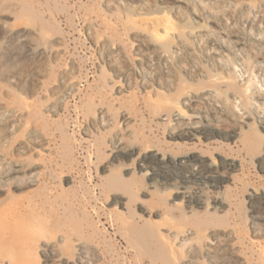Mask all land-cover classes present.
Returning a JSON list of instances; mask_svg holds the SVG:
<instances>
[{"label":"rangeland","instance_id":"rangeland-1","mask_svg":"<svg viewBox=\"0 0 264 264\" xmlns=\"http://www.w3.org/2000/svg\"><path fill=\"white\" fill-rule=\"evenodd\" d=\"M107 1L0 0V264H79L80 244L99 264H264V195L253 194L264 188L255 121L264 116V0ZM164 12L176 19L173 37L155 36L152 16ZM40 31L55 35L44 52L28 44ZM214 74L233 77L244 96L235 100ZM186 91L213 124L207 131L228 137L169 136L175 122L157 116ZM240 126L245 138L235 139ZM120 141L197 151L173 178L199 167L195 181L228 185V205H173L142 168L124 170L128 153L113 159ZM219 154L238 160L234 183L217 177L227 170ZM147 227L174 239L175 254L145 239Z\"/></svg>","mask_w":264,"mask_h":264},{"label":"bare ground","instance_id":"bare-ground-1","mask_svg":"<svg viewBox=\"0 0 264 264\" xmlns=\"http://www.w3.org/2000/svg\"><path fill=\"white\" fill-rule=\"evenodd\" d=\"M107 3L111 5L112 0L107 1ZM17 4L20 5V3L17 2L14 3L15 9L20 8V6H18ZM140 17H141L140 15L128 16V18L133 22L139 19ZM152 18L156 22V27L154 31L155 36L160 35L162 37H173L177 34L176 19H174L173 14L169 12H164V13L154 14ZM183 31H185L186 33L187 32L192 33L193 29L190 27H186ZM15 32L16 30L13 28H9L7 30L8 34H14ZM52 36L51 35L48 36L43 31H40L37 33V36L34 40L28 42L29 47H31V49L37 52L47 51L52 46L53 38H55V35L53 37ZM232 36L233 38L236 39L237 43L242 42V41L240 42L241 37L239 34L235 33ZM222 45L223 47L225 46L224 44ZM212 80L215 82L219 81V83L221 82L222 87L228 89L229 93H231L235 97V100L236 97L238 98L240 94L243 95L244 88L240 89L239 84H237L234 78L231 76H222L221 74L220 75L214 74L212 76ZM114 83L119 84L120 82L115 80ZM208 92L211 94H215L218 91L215 88L211 87L208 89ZM261 98L264 99V97ZM195 102H198V99L194 95H192L191 91H186L182 96H178L177 98L167 102L168 108L162 111L160 114H158L157 118L162 119L166 122L167 121L175 122L176 126L174 129L169 131V136L174 140H184L187 138V139L195 140L197 143H202L203 138L215 139L218 137L219 138L228 137L227 134L223 133L224 131H221L217 127H215L211 132L207 131V129L211 127L213 124L210 122V119L207 117V115H203V113L202 114L197 113V111L193 109L194 108L193 104ZM225 107L227 108V106ZM189 109L195 111V113L191 114ZM242 118H243L242 121H244L247 125H250V123L248 124V122H246L244 118L252 119L253 117L250 114V112H247L243 114ZM255 121L258 122V127H259L258 130L260 132V135L264 136V116L258 115ZM232 135L235 139H243L245 138V129L240 126L235 130L234 134H231V136ZM112 150H113L112 151L113 159L117 158L120 155H124L126 153L130 155V157L132 158L131 160L132 162L121 163V166H123L124 170H126L128 173L135 171L137 168H142L143 172L149 175L150 188L162 189L165 192L169 190L172 191V193L174 194L173 205H178L180 201L186 202L187 205L191 207L192 209L191 212L193 213L197 211L195 209V205H203V208L207 212H210L212 209H216L218 211V209L228 205L227 201L224 200L225 197L222 195L220 191L223 187H227L228 185H224L223 183L216 184L214 182H211V180L210 182L205 181L203 178H202L204 180L203 182L195 181L197 179L194 180L193 178H195L194 176L196 175L197 173L196 171L199 167L197 168L195 166V168L192 169L191 173L189 172V174L186 175L184 182L182 183L179 182L180 184H178L177 179L173 178L172 172H175L176 170H178V168H181L182 166L188 163L192 164L193 154L197 152L195 150H190L174 155L159 147H154V148L138 147L130 143H126L124 141H120L117 145H115L114 149ZM149 155L155 156L159 161V164L154 166L153 164L149 165L148 163H146V158ZM219 155L222 158L220 165L222 166L223 163H225V166L227 165L226 167L227 170H222V171L219 170L220 172L217 170L218 171L217 177L222 179L224 178L226 179V181L229 180V182L232 181V183H234V181H236V174H234V172L237 171L238 160L232 156H225L223 154H219ZM262 155H264V153H262ZM262 155L260 154L259 157H262ZM203 157L209 163L210 160H212L213 163H216V159L218 158L216 157L215 159V156L213 157V155L211 154H203L202 158ZM112 162H110V164H112ZM20 168L21 167H17L15 172H19L21 170ZM206 177H208V174H206ZM182 178L184 179V177ZM208 178L210 179V177ZM253 194L264 195V188L263 187L253 188ZM125 205H127L126 202ZM125 208L128 209L127 206H125ZM178 233L179 232H177V234ZM143 236L145 239H148L152 242H157V243L159 242V244L160 241L164 242L165 244L164 252H167L168 254L170 253V255H174L175 253L173 252L177 250L176 245L174 243V239H171L168 236V234L161 233L160 231L156 232L154 231L153 228L147 227L143 231ZM42 243L43 242L39 240L35 245V249L38 250L39 247L42 246ZM80 246H81L79 248L80 255L78 257L79 264H99L98 257L96 258V262L89 260L88 256L85 255L86 250L84 248V245L82 246V244H80Z\"/></svg>","mask_w":264,"mask_h":264}]
</instances>
